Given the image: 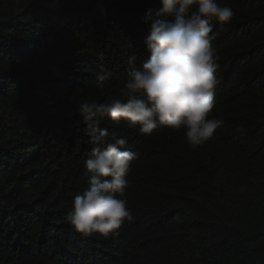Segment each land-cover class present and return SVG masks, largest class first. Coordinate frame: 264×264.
Instances as JSON below:
<instances>
[{"label":"trees","instance_id":"1","mask_svg":"<svg viewBox=\"0 0 264 264\" xmlns=\"http://www.w3.org/2000/svg\"><path fill=\"white\" fill-rule=\"evenodd\" d=\"M217 3L234 12L211 21L221 124L193 149L184 128L101 117L138 153L119 196L133 220L105 237L64 220L89 183L75 109L123 98L159 0H0V264H264V0Z\"/></svg>","mask_w":264,"mask_h":264},{"label":"clouds","instance_id":"2","mask_svg":"<svg viewBox=\"0 0 264 264\" xmlns=\"http://www.w3.org/2000/svg\"><path fill=\"white\" fill-rule=\"evenodd\" d=\"M160 7L148 9L141 22L149 25L143 47L148 53L137 67V57H128L123 98L109 102L85 101L75 109L86 126L91 150L85 167L88 187L73 198L64 220L84 235L115 234L133 216L121 199L125 179L138 153L127 149L123 136L101 128L105 114L112 122L127 121L151 135L159 127L186 130L187 143L197 148L213 137L221 121L209 118L214 101L217 56L212 18L218 24L231 21V7L217 0H159ZM111 73L96 74L97 88L103 89Z\"/></svg>","mask_w":264,"mask_h":264}]
</instances>
